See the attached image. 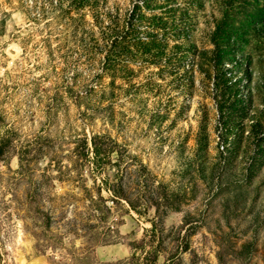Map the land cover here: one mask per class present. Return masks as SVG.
I'll return each instance as SVG.
<instances>
[{"label":"rangeland","instance_id":"rangeland-1","mask_svg":"<svg viewBox=\"0 0 264 264\" xmlns=\"http://www.w3.org/2000/svg\"><path fill=\"white\" fill-rule=\"evenodd\" d=\"M225 6L0 0V264H264V27Z\"/></svg>","mask_w":264,"mask_h":264},{"label":"trees","instance_id":"trees-1","mask_svg":"<svg viewBox=\"0 0 264 264\" xmlns=\"http://www.w3.org/2000/svg\"><path fill=\"white\" fill-rule=\"evenodd\" d=\"M234 0H224L226 4L225 19H228V23L236 21L240 14L243 18L238 19L240 24L248 23L253 27H264V0H239L233 3ZM231 13L235 14L236 17H228ZM228 15V16H227ZM227 39H230V35H227Z\"/></svg>","mask_w":264,"mask_h":264}]
</instances>
